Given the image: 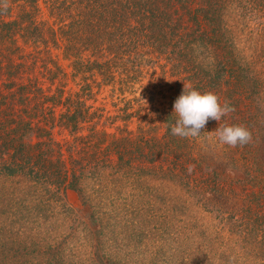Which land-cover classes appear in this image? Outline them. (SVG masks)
Returning a JSON list of instances; mask_svg holds the SVG:
<instances>
[{"label": "trees", "instance_id": "1", "mask_svg": "<svg viewBox=\"0 0 264 264\" xmlns=\"http://www.w3.org/2000/svg\"><path fill=\"white\" fill-rule=\"evenodd\" d=\"M3 2L0 264H264V0ZM48 42L74 73L109 82L121 66L116 81L133 93L156 62L176 76L172 104L185 83L235 110L194 138L172 134L174 107L128 129L126 100L99 122L89 91L61 97L22 77L23 45ZM46 50L40 65L53 81ZM116 119L112 132L101 127ZM223 125L245 126L251 142L213 144L202 132ZM54 127L70 141H55ZM78 233L83 258L65 247Z\"/></svg>", "mask_w": 264, "mask_h": 264}, {"label": "rangeland", "instance_id": "2", "mask_svg": "<svg viewBox=\"0 0 264 264\" xmlns=\"http://www.w3.org/2000/svg\"><path fill=\"white\" fill-rule=\"evenodd\" d=\"M39 7L40 15L42 16L41 19L47 21L48 19L45 16V7ZM51 20L52 19H50V22ZM55 21L56 20H54L53 22ZM51 45L52 44H50V42L47 43L46 47H41L40 44L23 45L22 48L25 60L24 65L26 66L27 73H22V77L24 75L28 77L34 76L37 81L36 83L40 85L42 89L47 92V94L53 92L55 87L61 88V97H63L64 95H73L75 92H78L83 97L84 93L89 91L91 97L86 101V103L92 108H102V116L99 117V122L103 121L102 119L104 115L121 114L122 109L126 105V100H129V106H127L125 109H127L128 112L132 113L131 117L124 121V124L128 129H134V126L138 123V121L140 122L144 120L147 121L149 119H154L156 111L172 109L174 107V104L171 103V97L176 86V76H169L166 68L158 67L156 62H154L155 60H153L154 64H150L148 66L143 65V72L145 71V69L146 71L145 73H141V76H143V78L140 81V86L139 88L135 89L133 93H130L126 90H123L125 88L124 85H120L116 81L118 76H123V72H121V66L110 70V73H112L113 71L114 79L113 81L109 82L106 80L102 81L101 77L98 76L94 71L91 73H74L71 69V60L61 56V48L59 47V45L55 47H51ZM46 49H48L49 51ZM41 50H46L49 57L52 58V61L59 68V70H54L56 76L53 81L49 80V76H47V73H45L44 71L45 68L40 65L41 58L45 57L44 53L41 52ZM81 55L82 59L84 60L92 59V56H89L87 51H84L83 53H81ZM121 61L123 62V59ZM83 85H88L89 89L81 90ZM128 88L131 89L132 86ZM140 96L141 98L140 100L138 99L137 103H131L132 97L138 98ZM118 120L119 119H116L113 123L110 124H103L102 122L101 127H104L105 125L106 130L112 132V126L123 124L122 121ZM210 127H214V125H211ZM83 131L84 129H82V132ZM202 132L211 143L220 145L213 131L204 129ZM51 133L52 138L62 145L64 144V142L70 141L71 139V137L66 133L65 130L58 127H54L51 130ZM217 148L219 149V147ZM67 199L71 203H77L74 194H70ZM56 233L57 232L53 231L51 233V237H54V234ZM49 240L51 242L59 241V239H55L53 241L52 239ZM87 244L88 243H85L81 238V233H78L77 237L74 238V240H70L68 242V246H65L64 244L63 246H65L66 248H72L76 252V254L81 257V255H85L88 250ZM152 247L153 246H150V248Z\"/></svg>", "mask_w": 264, "mask_h": 264}, {"label": "clouds", "instance_id": "3", "mask_svg": "<svg viewBox=\"0 0 264 264\" xmlns=\"http://www.w3.org/2000/svg\"><path fill=\"white\" fill-rule=\"evenodd\" d=\"M2 7L7 10V0H4ZM234 110L227 102L221 105L216 94L210 91L201 93L191 84L184 83L183 92L174 103L177 120L171 129L172 134L182 138L197 137L210 118L219 122ZM215 132L219 143L233 148L244 146L252 140L251 132L243 125H223Z\"/></svg>", "mask_w": 264, "mask_h": 264}]
</instances>
